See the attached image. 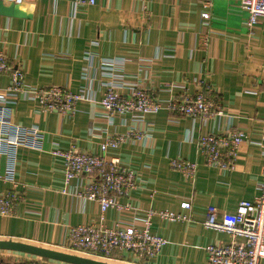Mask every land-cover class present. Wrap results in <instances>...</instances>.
<instances>
[{
	"label": "crops",
	"instance_id": "1",
	"mask_svg": "<svg viewBox=\"0 0 264 264\" xmlns=\"http://www.w3.org/2000/svg\"><path fill=\"white\" fill-rule=\"evenodd\" d=\"M22 5L31 14L29 19L0 15V49L24 71L27 86L58 85L76 91L83 83V56L90 52L96 58L125 59L126 78L141 80L161 100L184 92L193 95L200 87L210 89L222 114L193 119L161 108L147 117L153 124L148 140L108 149L106 155L117 156L122 167L136 173L141 187L128 198H118L128 208H109L101 215L97 203L80 196L90 179L77 176L65 182L63 161L51 151L74 146L96 154L107 132H124L126 127L118 117L108 125L97 103L80 101L69 116L17 97L9 106L11 121L36 126L43 138L40 149L17 151L14 188L21 199L12 215H0V239L71 253L70 226L132 223L148 209L183 212L180 201L189 198L190 221L152 217L150 232L166 239L157 255L139 260L121 252L102 260L209 264L204 246L230 242L231 235L204 226L207 208L215 206L216 219L223 221L236 213L240 200H253L259 193L264 164V16L249 31L244 24L248 13L239 0H210L209 5L205 0H24ZM203 12L209 13L207 20L202 19ZM9 84V75H0V88ZM94 88L99 98L104 87L95 82ZM205 131L244 133L232 169L222 171L206 163L197 144ZM174 158L197 163L193 183L170 168ZM5 164L1 155V173ZM12 187L10 181H0V192ZM45 264L67 263L48 260Z\"/></svg>",
	"mask_w": 264,
	"mask_h": 264
},
{
	"label": "built area",
	"instance_id": "2",
	"mask_svg": "<svg viewBox=\"0 0 264 264\" xmlns=\"http://www.w3.org/2000/svg\"><path fill=\"white\" fill-rule=\"evenodd\" d=\"M6 1L22 3L24 0ZM79 1L76 0V3ZM239 1L248 13L244 24L250 31L259 17L264 16V0ZM209 2L210 0H205L206 5ZM201 16L203 20H207L209 13L203 12ZM83 58V83L76 91L58 85L31 87L24 83L25 74L21 67L12 64L0 49V75L8 74L10 77V84L0 88V156L6 157L5 169L3 173L0 172V181L13 183L9 191L0 192V215H12L21 199L14 188L18 149H40L42 145L43 134L36 126H21L11 121L9 106L16 103L17 97L36 101L42 110L69 116L75 112L76 104L80 101L97 103L105 111L108 125H112L114 118L118 117L119 124L126 127L124 132H107L99 145L100 152L96 154L80 151L74 146L67 150L51 151L52 155L63 161L65 182L77 176L90 179L80 196L97 203L101 215L109 208H128L129 204L119 203L118 198H128L131 191L141 187L136 173L122 167L117 156L106 155L108 149H117L122 143H142L148 140L153 124L147 117L161 108H166L174 115L193 119L210 113L222 114L219 99L211 95L210 89L200 87L193 95L184 92L178 97L161 100L156 96V91L141 80L130 81L126 78L123 67L125 59L96 58L90 52L84 54ZM95 82L104 87L99 98L96 97ZM197 83L203 85L200 79ZM171 87L168 85V88ZM170 120L176 121L175 118ZM243 141L244 133L240 131H205L199 134L197 144L208 165L226 171L234 166ZM262 154L264 157V143ZM169 166L180 172L185 181L193 183L196 162L174 158L169 161ZM258 191L253 200H240L236 213L223 221L216 219L215 206L210 205L207 208L204 226L231 235L230 242L204 246L209 264H259L264 259V164ZM179 206L183 212L148 209L144 217L137 218L132 223L115 221L111 226L102 222L70 226L67 247L70 251L103 260H110L121 252H129L139 260H147L157 255L166 243L164 237L150 232L152 217L157 216L167 221H190L191 199H182ZM46 261L48 260L39 256L8 260L0 255V264H45Z\"/></svg>",
	"mask_w": 264,
	"mask_h": 264
},
{
	"label": "water",
	"instance_id": "3",
	"mask_svg": "<svg viewBox=\"0 0 264 264\" xmlns=\"http://www.w3.org/2000/svg\"><path fill=\"white\" fill-rule=\"evenodd\" d=\"M0 15L25 19L31 17V14L23 8L22 3H14L6 0H0ZM0 250L30 254L67 264H113L99 259L11 239H0Z\"/></svg>",
	"mask_w": 264,
	"mask_h": 264
},
{
	"label": "rangeland",
	"instance_id": "4",
	"mask_svg": "<svg viewBox=\"0 0 264 264\" xmlns=\"http://www.w3.org/2000/svg\"><path fill=\"white\" fill-rule=\"evenodd\" d=\"M2 250H0V253H2V254H0L2 257H5V258H7L8 260L9 259H17V258H22V257H25V256H34V255H30V254H25V253H20V252H14V251H8V252H1ZM7 251V250H6ZM9 253H11L12 255H14V257L13 256H10V257H8L7 255H9ZM71 253H74V254H78V255H82V256H86V257H90V258H94V259H98V258H96V257H94V256H90V255H85V254H79V253H77V252H71ZM5 254V255H4ZM15 256H17V257H15ZM13 257V258H12ZM48 260V259H47ZM102 260V259H101Z\"/></svg>",
	"mask_w": 264,
	"mask_h": 264
}]
</instances>
